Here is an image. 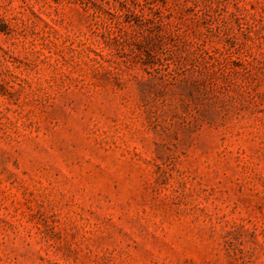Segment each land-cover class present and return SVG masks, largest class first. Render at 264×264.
I'll return each mask as SVG.
<instances>
[{"label":"rangeland","instance_id":"obj_1","mask_svg":"<svg viewBox=\"0 0 264 264\" xmlns=\"http://www.w3.org/2000/svg\"><path fill=\"white\" fill-rule=\"evenodd\" d=\"M0 264H264V0H0Z\"/></svg>","mask_w":264,"mask_h":264}]
</instances>
